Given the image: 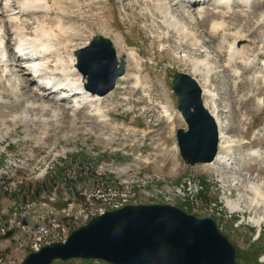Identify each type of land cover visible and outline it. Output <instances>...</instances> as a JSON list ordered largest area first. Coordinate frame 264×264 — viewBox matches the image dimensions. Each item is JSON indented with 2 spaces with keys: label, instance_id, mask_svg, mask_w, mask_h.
<instances>
[{
  "label": "rangeland",
  "instance_id": "1",
  "mask_svg": "<svg viewBox=\"0 0 264 264\" xmlns=\"http://www.w3.org/2000/svg\"><path fill=\"white\" fill-rule=\"evenodd\" d=\"M55 1L59 10L50 15L49 25H57L61 17L63 26L71 29L67 36L59 35L62 45L70 42L68 51L61 49L66 65L76 49L103 35L125 58L127 80H119L99 106L76 110L70 96L59 103L44 100L38 83L29 85L27 75L19 94L16 84L12 91L0 81V227L10 219L16 230L15 237L0 242V264H22L36 241H62L92 217L122 204H170L199 218L211 217L236 247L239 264H264V1L253 0L249 9L236 1L231 15L221 14L225 9L217 7V1L191 6L189 0H167L169 17L195 34L199 47L177 45L176 31L166 26L169 18L159 12L160 0ZM5 3L0 0L1 37L15 25L33 35L29 18L6 23L17 10ZM199 8L205 16L194 20L191 14ZM39 17L43 20V14ZM215 22L225 24L228 33L247 36L242 45L246 58L251 57L248 65L237 60L227 66V50L219 53L208 37ZM15 40L12 37V48ZM131 51L137 53L136 60ZM193 61L207 62L209 68L197 74ZM10 64L12 72L21 75L19 64ZM177 71L193 76L208 91L206 106L216 110L226 126L225 154L229 167L235 164L231 170L221 165L189 167L182 160L176 131L186 124L171 86ZM99 109L105 124L95 115ZM254 153L262 158L252 157ZM216 174L219 182L213 184L210 179ZM185 183L191 186L186 197L179 193ZM226 198L239 209L230 210ZM214 207L220 208L217 217L206 212Z\"/></svg>",
  "mask_w": 264,
  "mask_h": 264
},
{
  "label": "water",
  "instance_id": "2",
  "mask_svg": "<svg viewBox=\"0 0 264 264\" xmlns=\"http://www.w3.org/2000/svg\"><path fill=\"white\" fill-rule=\"evenodd\" d=\"M85 89L106 97L126 74L113 41L103 35L74 52ZM172 89L186 128L177 144L186 165L211 164L220 145V127L206 108L204 91L189 74L176 72ZM9 232L2 239L14 235ZM72 260L108 264H238L237 250L212 218L200 219L171 205H128L94 217L65 242L31 253L23 264H54Z\"/></svg>",
  "mask_w": 264,
  "mask_h": 264
},
{
  "label": "bare ground",
  "instance_id": "3",
  "mask_svg": "<svg viewBox=\"0 0 264 264\" xmlns=\"http://www.w3.org/2000/svg\"><path fill=\"white\" fill-rule=\"evenodd\" d=\"M160 1L161 2H159L158 4L159 12L162 15H166L165 17L166 19L169 18L166 21L168 22L166 23V26L169 29H173L174 31H176L178 35L177 38L175 39L177 45H183L185 43L186 44L189 43L191 46H195V47L201 46V43H200L201 41H198L197 37H195V34L193 35L192 33L188 32L186 27L181 25L179 22H177L173 17L171 18L169 17L171 12H170V8L168 6L167 0L166 2L165 0H160ZM236 1H238L240 7L246 8V9L247 8L249 9V7L251 8L252 2H253V0H219L215 3V5L219 8L225 9V11L221 14H231L232 15V13H234L233 12L234 9L232 10L231 6ZM56 2L58 1H55V0H15V3L17 6L13 8H15V10L17 11L14 12V14L9 15L7 17L8 19L6 23L15 25L16 23H18L21 17L29 18V20H33V24H34L33 25V35L29 34L27 27L22 28L20 25L13 26L9 30V33H1L4 36L1 37L0 35V81L2 84H5L7 90H12V91H15L16 88L14 89V85L16 84L17 89L15 93L19 94V91L21 90L19 85L22 81V77L26 78L25 76L27 75L26 79L29 85H32L33 83H38L41 85L42 88H44V89L40 88V91H38L40 93L39 95L44 100L48 99L50 102L59 103L60 101H65L70 96L71 98H74V101H75L74 104L72 105L73 107L71 106L72 110L74 109L76 110L77 108H80V107H88V108L94 107L95 108L94 105L97 104V106H99L101 102L104 100L103 99L104 97L93 95L90 92H88L85 89L86 81L84 80V78L82 77V75L77 69V66H76L77 62H76L75 57L69 56L70 64L66 65L65 58H63L61 54V51L64 49L65 51L69 50L68 48L70 46V42L68 40L66 42L64 41L65 43L62 45L61 42L59 41L62 38H59L60 37L59 35L68 34V32H71V29L63 26V22L60 20L61 17L59 18V21L56 20L58 23H56L57 25L55 26H50L48 23V20L51 19L50 15L56 12L57 10ZM193 2L196 3V5L194 6L202 5L201 4L202 1L200 0H194ZM193 2L189 1L191 6L193 5ZM196 10H193V12L195 13H192L191 17L194 20H202L203 17L205 16V12L202 10V8H199L197 11ZM59 12L62 13L61 11ZM40 14L41 15L43 14V20L42 19L40 20V17H39ZM24 30H26V32ZM167 36L169 37V35ZM12 37H15L16 39L15 41L17 42L16 47L18 51L19 52L20 50L26 51L30 55L27 57L28 58L27 60L18 59L16 62L17 64H19V68L21 69L19 71L21 75H19L18 73H13L12 70L10 69V67L12 66L9 60L10 52L12 50V44H11ZM208 37L210 38L211 41H214L217 43L215 48L217 49L219 53L224 52L225 49L227 50V52L225 51L227 66L236 65L237 60H240L241 63H244L245 61L246 65L250 63L251 57L246 58L247 53H246L245 47L242 45V43L246 42V40L248 39H247V36L242 34L241 31L237 33H228L226 32L225 24L215 22L211 26ZM59 43L62 46H60ZM209 49L210 48H207L206 52H209L208 51ZM19 55L21 54L19 53ZM130 56L133 60H136L137 53L135 51H131ZM11 57L12 59H14L13 56ZM55 58L57 59V61L55 60L56 62L55 67H54L55 72L54 71L52 72L51 63L53 62V59ZM192 64L194 66V71L197 74L201 73V68H204V69L207 67L209 68V64L207 62L205 63V62L193 61ZM25 65L28 66V68L25 67ZM58 70L60 72H58ZM58 75H61V77H59ZM125 79H126L125 77L124 78L122 77L120 79V82L125 81ZM49 88H52L54 93L47 92ZM203 89H204V93L207 94L208 91L205 89V87H203ZM58 93H61L60 94L62 96L61 98L57 96ZM1 101L2 99L0 100V102ZM49 106L42 105L41 107H43V109L44 108L48 109L50 108ZM163 109L166 115H168L166 107H163ZM209 110L211 111V109ZM215 111H211V113L214 115V117L217 119V121L220 124L221 142H220V152L216 158V162L213 163L211 166L221 165L225 167V169H231L233 168V166L235 167V164H233L232 167H229L228 165V161H230L229 156L228 154H225L226 150L228 149V145H229V140H228L229 138L224 133V129L226 128V126L222 125L223 122L218 118L217 113ZM95 115L98 116L100 120L102 119L101 123L105 124V122H107L104 120L105 118L104 114L100 111V109L98 112H96ZM252 157L262 158V155L254 153L252 154ZM226 203L230 210L232 209L236 211L239 209L237 205L233 204L230 201H226ZM259 222L260 221H258V223Z\"/></svg>",
  "mask_w": 264,
  "mask_h": 264
}]
</instances>
